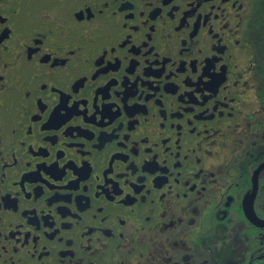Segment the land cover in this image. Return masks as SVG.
<instances>
[{"label": "flooded vegetation", "instance_id": "obj_1", "mask_svg": "<svg viewBox=\"0 0 264 264\" xmlns=\"http://www.w3.org/2000/svg\"><path fill=\"white\" fill-rule=\"evenodd\" d=\"M0 264H264V0H0Z\"/></svg>", "mask_w": 264, "mask_h": 264}]
</instances>
